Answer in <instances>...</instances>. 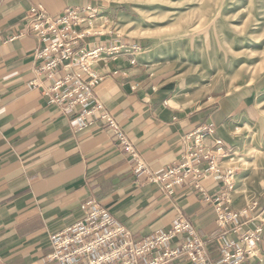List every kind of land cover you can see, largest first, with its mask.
I'll return each mask as SVG.
<instances>
[{"label": "crops", "instance_id": "crops-1", "mask_svg": "<svg viewBox=\"0 0 264 264\" xmlns=\"http://www.w3.org/2000/svg\"><path fill=\"white\" fill-rule=\"evenodd\" d=\"M35 5L50 15L86 5L104 13V26H93L97 19H92L78 27L85 30L88 49L116 48L115 57L94 64L102 74L97 94L154 172L179 163L184 138L195 131L205 133L208 144L222 138L229 152L237 142L232 123L250 115L255 99L251 88L213 101L178 99L175 76L168 74L158 53L148 50V37L131 34L133 22L124 21L118 7L98 0H5L0 5L1 256L7 264H61L47 259L53 251L50 236L75 223L82 214L81 203L91 198L109 208L136 240L170 228L183 215L208 241L214 262L227 264L222 261L227 241L241 246L243 240L233 224L218 226L214 203L202 202L189 185L165 196L135 170L130 154L104 121L80 128L76 112L63 113L44 87L31 83L40 65L35 53L45 41L20 34ZM116 22L127 32L113 26ZM203 183L213 196L225 192L227 184L218 174ZM263 196L264 190L243 227V232L262 227L261 241L253 245L255 256L241 264H264V219L253 210ZM180 243L177 238L173 246ZM168 264L192 263L182 258Z\"/></svg>", "mask_w": 264, "mask_h": 264}, {"label": "built area", "instance_id": "built-area-1", "mask_svg": "<svg viewBox=\"0 0 264 264\" xmlns=\"http://www.w3.org/2000/svg\"><path fill=\"white\" fill-rule=\"evenodd\" d=\"M4 1L0 0V5ZM96 11L90 5L74 6L58 15H50L42 5L31 7L20 36L29 34L45 41V45L35 53L40 65L36 67L31 83L44 87L50 102L63 113L76 112L80 128L94 120L104 121L121 148L130 154L135 170L145 174L148 182L158 185L165 196H172L178 187L189 185L196 189L202 202L214 203L218 226L223 229L233 224L234 232L243 240L241 246H236L235 240L227 241L223 249L224 263L241 264L255 256L253 245L261 241L263 229L258 226L243 232L250 207H230L225 192L213 196L203 183L212 175L223 176L219 159L227 155L224 140L218 137L213 139L214 143L208 144L205 133H190L184 138L180 162L161 172H154L99 99L97 87L102 81V74L94 64L101 59L115 57L116 48L86 47L85 30L78 27L83 23L89 24ZM224 180L229 184L227 178L224 177ZM80 209L81 217L75 223L50 236L53 251L48 260L61 264H168L187 258L192 264H216L209 254L208 241L183 215L176 218L170 228L136 240L132 232L120 224L101 202L89 198L81 203ZM177 238L181 243L173 246ZM0 264H7L1 254Z\"/></svg>", "mask_w": 264, "mask_h": 264}, {"label": "rangeland", "instance_id": "rangeland-1", "mask_svg": "<svg viewBox=\"0 0 264 264\" xmlns=\"http://www.w3.org/2000/svg\"><path fill=\"white\" fill-rule=\"evenodd\" d=\"M98 1L124 11L131 34L150 39L148 50L175 76L178 99L198 103L255 91L250 115L232 123L236 146L219 159L230 207H251L264 190V0ZM96 9L93 26H104ZM120 24L113 26L126 33ZM253 210L264 219V196Z\"/></svg>", "mask_w": 264, "mask_h": 264}]
</instances>
